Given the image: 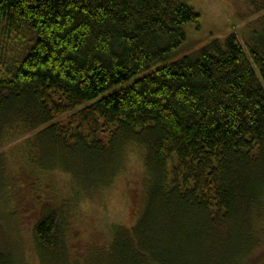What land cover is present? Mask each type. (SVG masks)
I'll use <instances>...</instances> for the list:
<instances>
[{"label":"trees","instance_id":"obj_1","mask_svg":"<svg viewBox=\"0 0 264 264\" xmlns=\"http://www.w3.org/2000/svg\"><path fill=\"white\" fill-rule=\"evenodd\" d=\"M188 1L0 0V149L36 131L32 164L85 193L143 154L142 212L80 264H240L261 242L264 0H225L248 31L167 63L200 22ZM66 232L46 205L39 264H73Z\"/></svg>","mask_w":264,"mask_h":264},{"label":"rangeland","instance_id":"obj_2","mask_svg":"<svg viewBox=\"0 0 264 264\" xmlns=\"http://www.w3.org/2000/svg\"><path fill=\"white\" fill-rule=\"evenodd\" d=\"M187 4L200 14V22L184 26L185 42L167 63L186 53H197L214 39L223 42L231 34L246 33V23L255 18L243 21L235 6L225 0H190ZM35 133L10 138L0 149L3 159L0 250L19 255L25 264H39L32 235L34 223L42 216L46 205L59 206L67 226V256L70 263L80 264L99 249L110 246L114 226H133L142 212L145 200L143 154L131 148L109 186L85 193L74 187L66 172L40 170L32 164L28 142ZM259 236V245L251 253L241 255L240 264H264V234Z\"/></svg>","mask_w":264,"mask_h":264}]
</instances>
